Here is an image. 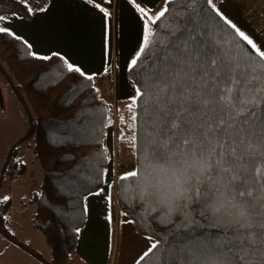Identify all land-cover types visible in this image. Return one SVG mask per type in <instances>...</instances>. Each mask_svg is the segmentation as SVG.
I'll list each match as a JSON object with an SVG mask.
<instances>
[{
	"label": "snow or ice",
	"instance_id": "snow-or-ice-1",
	"mask_svg": "<svg viewBox=\"0 0 264 264\" xmlns=\"http://www.w3.org/2000/svg\"><path fill=\"white\" fill-rule=\"evenodd\" d=\"M21 2L30 14L47 10L30 7V0ZM173 2L178 11L173 12ZM197 2L164 0L162 9L152 12L142 2L130 0L145 22L143 46L130 62L133 68L152 46L157 21L169 18L172 22L166 25L165 39L157 41L162 44L159 62L153 61L154 71L138 82L141 87L132 98L133 104L137 98H145L151 112L145 139L138 144L133 135L130 145L144 161L158 163L152 171L142 167L120 179L139 178L145 194L158 197L169 213L182 216L180 226L190 222L186 210L196 204L201 215L211 213L223 227L222 236L197 239L185 248H166L161 264H188L191 247L200 253L198 264H264V50L217 7L215 0H206L215 15L251 46L258 62L237 55L194 11ZM6 19L0 15V21ZM0 33L15 35L8 27H0ZM65 64L69 73L93 79L79 66L67 60ZM108 71L105 67L104 72ZM133 104L128 106L130 111ZM131 119L137 120L135 112ZM120 139L128 138L121 134ZM75 231L80 233L81 229ZM161 245V239L153 240L136 264Z\"/></svg>",
	"mask_w": 264,
	"mask_h": 264
},
{
	"label": "trees",
	"instance_id": "trees-1",
	"mask_svg": "<svg viewBox=\"0 0 264 264\" xmlns=\"http://www.w3.org/2000/svg\"><path fill=\"white\" fill-rule=\"evenodd\" d=\"M171 8L173 12L179 10L175 2ZM190 10H193L192 6ZM194 11L224 37L227 46L237 55L258 62L251 46L215 15L206 0H198ZM12 13H21L29 19L34 16L21 0H0V15ZM171 22L169 18L157 21L159 27L153 26L157 35L153 38L152 46L139 57L135 68L130 66L128 74L137 88L141 87L138 82L154 71L153 61L159 62L158 50L162 44L157 41L165 39L168 33L166 25ZM29 45L14 35L0 33V64L32 112L34 130L29 139L33 143V161L39 163L41 171L37 187L22 199V204L24 208H34L32 223L41 231L51 249V264H75L73 253L78 248L80 237L75 229H82L87 220L85 197L100 191L110 173L112 211H125L140 233L162 240L161 248L141 264H161L166 248L169 251L185 248L197 239L223 235L221 223L213 219L211 213L201 215L196 204L186 210L190 222L180 226L182 216L175 211L169 213L168 206L161 203L158 197L145 194L139 178L121 180L122 175L118 172L114 179L112 165L116 160L120 162L123 156L135 162V171L142 167L152 171V166L158 163L155 160L144 161L142 154L130 145L133 135H136L138 144L145 139L146 122L151 112L145 98H137L135 104L133 99L123 104L116 97L107 98L102 95L97 76L89 81L79 73H69L64 56L53 54L45 56L49 59H40L43 56H33ZM0 76L8 84L1 72ZM18 103L29 128L27 114ZM130 104H133L132 111L128 107ZM133 112L137 115L136 121L131 119ZM121 116L124 117L123 121ZM109 118L112 121L110 125ZM121 134L128 139L121 140ZM14 144L13 141L9 145L7 154L1 160V168ZM20 146L21 143L15 147L2 186L7 177L25 174L31 168L30 162L16 156ZM11 200V196L7 201L0 199V226L7 233ZM25 245L31 248L29 243ZM189 253L188 264H198L200 253L194 247L189 248ZM199 264L204 262L199 261Z\"/></svg>",
	"mask_w": 264,
	"mask_h": 264
},
{
	"label": "crops",
	"instance_id": "crops-1",
	"mask_svg": "<svg viewBox=\"0 0 264 264\" xmlns=\"http://www.w3.org/2000/svg\"><path fill=\"white\" fill-rule=\"evenodd\" d=\"M50 0L46 11H34L32 18L21 13L4 14L7 19L0 21V27H8L14 36L28 42L37 56L60 54L68 62L79 66L89 76H97L98 82L107 76L116 75L121 66L130 67L143 46L145 22L130 0ZM152 12L164 6V0H138ZM99 5V7H97ZM115 7L113 15L110 7ZM109 15L106 17L104 11ZM111 13V14H110ZM105 67L109 68L107 73ZM105 81V80H104ZM107 81V80H106ZM121 99L123 104L131 99L127 95ZM11 88L0 76V131L20 126L24 123V114ZM111 182L109 183V185ZM103 191L90 194L85 199L87 220L79 237L83 243V231L92 225H101L105 217L111 215V185L107 181ZM109 196L111 199H109ZM94 231V230H92ZM89 236L93 237L91 232ZM96 253H90L86 247L82 255L88 264H96ZM106 264V262L104 263Z\"/></svg>",
	"mask_w": 264,
	"mask_h": 264
},
{
	"label": "rangeland",
	"instance_id": "rangeland-1",
	"mask_svg": "<svg viewBox=\"0 0 264 264\" xmlns=\"http://www.w3.org/2000/svg\"><path fill=\"white\" fill-rule=\"evenodd\" d=\"M215 3L241 31L245 32L258 47H261V50H264V0H215ZM111 15L116 18L114 13ZM129 68L121 66L118 68L116 75L102 78L99 86L102 95L107 98L116 97L119 100L126 95L130 99L135 97L137 87L130 79ZM102 85L103 87H101ZM23 116L25 119V114ZM9 128V130L0 131V168L2 165L1 160L7 154L9 145L22 137L28 129L25 121L20 126ZM15 154L17 157L22 156L25 161L30 162L31 168L25 174L7 177L4 185L0 188V199L9 196L12 198L8 215L10 223L7 225V229L18 241L24 244L29 243L31 249L37 252L40 257L49 261L51 259V249L45 243L41 231L32 223L31 214L34 208L33 206L24 208L22 204V199L28 196L41 180L40 165L33 161L34 152L31 139L28 138L22 142ZM124 158V156L121 157V161L118 163L117 160L114 161L112 165L114 179L118 172L119 175H123L136 169L135 162L130 160L131 158ZM101 213L103 214L101 225L88 226L82 234L83 243L88 251L97 254L96 264H104L105 262L106 264H136L140 255L147 250L156 238L152 236L153 239L149 240L148 237L151 235L140 233L130 216L121 209L111 211L114 224H112L109 217H105L104 209L98 212L100 215ZM91 232L94 234L93 237L89 236ZM86 247L82 244L80 251L73 253L75 264H88L85 259H82ZM0 264L44 263L0 233Z\"/></svg>",
	"mask_w": 264,
	"mask_h": 264
},
{
	"label": "water",
	"instance_id": "water-1",
	"mask_svg": "<svg viewBox=\"0 0 264 264\" xmlns=\"http://www.w3.org/2000/svg\"><path fill=\"white\" fill-rule=\"evenodd\" d=\"M0 72L4 75V77L6 78L8 84H9L11 90H12V92L14 93L15 97L17 98V100L23 106V108H24V110H25V112L27 114L28 123H29V128L27 129V131L25 132V134L22 137H20L15 142V144L11 147V149L9 151L8 159H7V161L4 163V165L1 168V172H0V188H1V186L3 184V180H4V173H5L8 165L10 164V162H11V160L13 158L15 147L18 144L24 142L26 139H28L30 137V135L33 133V130H34V122H33V115H32V112H31L28 104L26 103L25 99L23 98L21 92L19 91V89L15 85V83L12 80V78L10 77V75L7 73V71L5 70V68L1 64H0ZM0 233L5 238H7L8 240H10L11 242H14L15 244L19 245L24 250H26L29 253H31L33 256H35L37 259H39L40 261H42L44 264H51L50 261L45 260L42 257H40V255L37 252H35L33 249L29 248L27 245L21 243L16 238H14L9 233H7L1 226H0Z\"/></svg>",
	"mask_w": 264,
	"mask_h": 264
},
{
	"label": "built area",
	"instance_id": "built-area-1",
	"mask_svg": "<svg viewBox=\"0 0 264 264\" xmlns=\"http://www.w3.org/2000/svg\"><path fill=\"white\" fill-rule=\"evenodd\" d=\"M94 2H98V0H92ZM50 3V0H30L29 5L34 7L35 9H37L38 7H47L48 4ZM110 10L112 12V14H115V7H110Z\"/></svg>",
	"mask_w": 264,
	"mask_h": 264
},
{
	"label": "bare ground",
	"instance_id": "bare-ground-1",
	"mask_svg": "<svg viewBox=\"0 0 264 264\" xmlns=\"http://www.w3.org/2000/svg\"><path fill=\"white\" fill-rule=\"evenodd\" d=\"M111 177H112V174L110 173L108 180H107V186H109L108 184L111 182Z\"/></svg>",
	"mask_w": 264,
	"mask_h": 264
}]
</instances>
